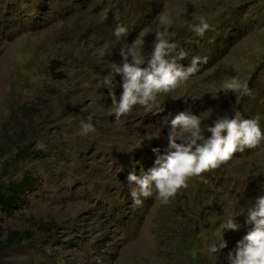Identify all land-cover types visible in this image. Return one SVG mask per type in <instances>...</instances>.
Segmentation results:
<instances>
[{
    "label": "rangeland",
    "instance_id": "rangeland-1",
    "mask_svg": "<svg viewBox=\"0 0 264 264\" xmlns=\"http://www.w3.org/2000/svg\"><path fill=\"white\" fill-rule=\"evenodd\" d=\"M201 16L211 26L203 37L192 30ZM117 24L128 30L119 39ZM165 29L177 45L173 55L187 52L180 63L197 56L207 63L173 92L116 121L103 78L134 41L147 59L155 33ZM54 60L65 80L50 76ZM232 77L251 95L227 90ZM113 80L119 97L122 77ZM233 106L258 118L264 132V0H0V149L20 132L32 152L7 182L27 174L41 182L5 228L42 222L59 229L51 240L38 234L10 253L8 264H181L188 257L182 243L198 249L199 263L229 264L250 227L246 208L264 195V146L190 178L167 203L154 192L134 205L128 175L155 166L153 149L164 153L175 114L201 115L206 128ZM89 117L95 131L81 135ZM225 212L238 216L241 228L226 231L227 247L209 256Z\"/></svg>",
    "mask_w": 264,
    "mask_h": 264
},
{
    "label": "clouds",
    "instance_id": "clouds-1",
    "mask_svg": "<svg viewBox=\"0 0 264 264\" xmlns=\"http://www.w3.org/2000/svg\"><path fill=\"white\" fill-rule=\"evenodd\" d=\"M160 22L165 23L162 14ZM210 24L201 16L199 23L192 30L203 37L210 30ZM127 28L117 24L114 35L117 39L127 34ZM177 45L168 39L167 29L155 33L150 55L145 59L137 45L133 42L122 48L120 63L112 65V71L103 78L112 101L110 114L119 121L129 114L137 105L149 107L155 103L161 93L167 94L176 90L183 82L200 71V65L207 63V57H193L187 66L180 63L187 57V52L180 50L173 55ZM178 57V58H177ZM122 77V92L116 95L113 76ZM224 87L231 91H243L251 95L246 83L237 77L225 82ZM164 109L161 108L160 112ZM167 135L168 145L161 154L159 148L155 153L154 167L146 174L128 175V187L134 205L142 204V198H148L155 192L156 197L167 203L181 188L188 186V180L217 168L229 161L237 152L264 146L258 118H244L233 106L231 113L217 116L206 128L202 126L201 115L191 111H181L170 120ZM81 135L94 132L91 123L81 121ZM245 223L250 226L243 240L229 252V264H264V195L258 196L243 214ZM223 222L216 232V238L207 246L209 256L220 253L227 247L224 239L226 231H239L236 215L225 212Z\"/></svg>",
    "mask_w": 264,
    "mask_h": 264
},
{
    "label": "trees",
    "instance_id": "trees-1",
    "mask_svg": "<svg viewBox=\"0 0 264 264\" xmlns=\"http://www.w3.org/2000/svg\"><path fill=\"white\" fill-rule=\"evenodd\" d=\"M22 135L20 132L17 134L13 132L10 140L13 141L14 147L10 142L8 147L0 149V264H8L7 256L32 242L38 234L51 240L59 230L56 225H47L42 222L33 224L28 230H7L5 228V222L19 210L24 209L28 204V196L41 186L40 180L30 174L18 182H7L17 162L32 158L30 147L21 143L24 138ZM11 152L17 153L15 159H10ZM33 154L40 155L41 152L36 151ZM186 226L188 227V224ZM182 244L185 245L184 251L188 257L181 264H205L199 263L200 253L196 247L190 248L187 244Z\"/></svg>",
    "mask_w": 264,
    "mask_h": 264
},
{
    "label": "water",
    "instance_id": "water-1",
    "mask_svg": "<svg viewBox=\"0 0 264 264\" xmlns=\"http://www.w3.org/2000/svg\"><path fill=\"white\" fill-rule=\"evenodd\" d=\"M58 68H60V62L56 60L52 61L50 67L48 68L50 76L54 80H65L67 78V75L62 71H57Z\"/></svg>",
    "mask_w": 264,
    "mask_h": 264
}]
</instances>
